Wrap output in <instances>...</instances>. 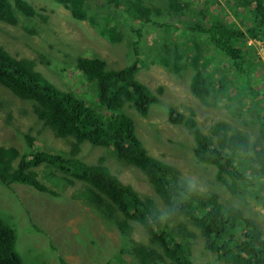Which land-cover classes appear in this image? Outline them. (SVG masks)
<instances>
[{"label":"rangeland","instance_id":"1","mask_svg":"<svg viewBox=\"0 0 264 264\" xmlns=\"http://www.w3.org/2000/svg\"><path fill=\"white\" fill-rule=\"evenodd\" d=\"M27 1L41 19L47 16V22L42 23L35 15L36 28L29 33L22 28L20 20L18 25L0 21V45L16 57L34 58L35 67L43 76L52 80L58 88L70 90L87 102L92 99L93 89L82 72L76 69L77 57L97 56L105 60L107 68L112 69L136 61V80L148 86L157 97L146 115L138 114L131 103L124 107V111L133 118L138 138L143 141L145 149L154 157L174 165L179 171V178L187 180L197 194L213 192L226 206L237 207L243 219L257 226L264 242L262 201L256 200L249 187L233 192L220 180L221 174L215 166L196 161L192 157L195 145L193 133L181 121L173 123L169 120L170 109H173L172 113L191 115L198 127L211 135L213 142L216 136L209 133L207 125L222 120L229 127L231 136L242 135L252 146L259 140L260 147L257 145L248 150L252 157L256 156L253 149H264L257 123L249 117L245 119L231 113L221 104L225 99L218 100L213 95L218 92L217 80L222 75L218 63L221 61L216 49L203 45V37L194 33L190 24L208 16L211 20L226 19L242 28L245 22L243 15H248L246 7L240 5L242 1L176 0L179 6L183 5V12L178 16L179 12L172 9L171 0H143L150 6L151 15L156 20L152 23L154 25H147L143 16L133 15L126 9L128 0H117V4L113 0H85L86 6L94 12L89 17L94 18L95 23L106 18L107 26L116 25L111 40L100 35L91 21L72 18L69 10L55 0ZM252 10L249 9L250 12ZM165 27L168 33L161 30ZM177 42L184 44L179 46ZM245 45L249 50L246 68L257 80L251 83V87L253 91H261L258 98L264 91V36L248 38ZM162 51L165 57L160 60L158 54ZM175 66L180 70H175ZM195 68L210 70L209 78L213 85L209 86L212 92L206 101H201L189 90L190 74ZM245 93L248 94L247 89ZM250 98L256 100L249 93L245 99ZM0 101L4 103L3 109H0V145H13L21 150L26 145L23 134L26 133L35 137L36 147L51 154L59 152L87 164L96 163L101 156L103 148L100 146L87 141L77 146L72 138L55 136L36 117L31 101L19 99L2 85ZM251 105L254 110L255 105ZM261 107L264 109V105ZM225 149L228 150V147ZM234 158L244 163L238 167L249 175H258L257 171L264 166L259 165L257 160L248 162L242 154ZM104 163L120 181L130 184L143 195L153 197L162 215L165 214L152 185L137 167L116 162L111 157L104 159ZM62 165L65 166V163ZM34 170L39 184L52 192L31 184L0 185V214L16 230L15 250L23 264H61L62 261L67 264H106L108 260L112 264H135L136 260L128 252H120L122 242L119 230L109 221H104L101 212L107 208L100 201L86 198L87 183L69 175L64 178V172L49 162L35 165ZM53 171L56 175L51 174ZM223 175L228 182L232 181L229 174ZM236 184L239 185L238 182ZM260 190L264 193L262 187ZM30 222L39 229L37 226L30 227ZM179 222L184 223L193 235L177 229ZM129 223L132 226L130 239L149 244L143 227L134 221ZM170 226L178 240L188 245L193 264H232L216 259V253L205 248L199 229L185 215L171 221ZM119 256L123 262L118 261Z\"/></svg>","mask_w":264,"mask_h":264},{"label":"trees","instance_id":"2","mask_svg":"<svg viewBox=\"0 0 264 264\" xmlns=\"http://www.w3.org/2000/svg\"><path fill=\"white\" fill-rule=\"evenodd\" d=\"M55 1L66 9L68 7L76 19H89L100 35L111 40L116 25L107 26L106 18L95 23L94 18L89 17L94 12L86 6L85 0ZM171 1L172 9L179 12L178 16L181 15L183 5L179 6L176 0ZM241 1L254 9L249 13L247 8L248 15H243L245 22L242 28L226 19L211 20L208 16L190 24L194 33L203 36L206 43L216 49V55L221 61L218 66H221L222 75L217 80L218 92L213 95L218 100L224 98L225 101L221 104L231 113L245 119L251 118L258 125L259 135L264 137V109L261 107L264 105V91L257 98L261 91H253L251 87V83L257 80L252 78L250 69L246 68L249 50L245 45L248 38L259 39L264 36V0ZM113 2L118 3L117 0ZM126 9L133 15L143 16L147 25H154L152 23L156 21L151 15L150 6L143 3V0H128ZM18 14L21 15L20 18ZM35 15V9L27 0H0V21L18 25L20 20L22 28L32 33L36 28ZM46 18L47 16L42 19ZM161 30L168 33L167 27ZM181 44L184 43L177 42V45ZM163 54V51L158 54L161 56L160 60L164 59ZM35 64L34 59L23 55L16 57L0 45V83L19 99L31 101L36 117L55 136H70L77 146L87 141L102 147V154L96 163L87 164L59 152L51 154L44 151L35 146V137L23 133L26 145L21 150L13 145H0V185L23 183L51 191L41 186L36 178L34 167L42 162L59 167L64 172V178L69 175L87 183L86 198L100 201L107 208L101 212L104 221H109L119 230L122 242L120 252H128L136 260L135 264H193L188 245L185 241L178 240L170 226L171 221L184 215L199 229L205 248L216 253V259L232 264H264V242L257 226L248 222V219H243L237 207L226 206L219 201L215 193L197 194L187 180L179 178V171L174 165L154 157L138 138L135 122L124 111V107L131 103L138 114L146 115L149 106L157 98L148 86L136 80V61L112 69L107 68L105 60L97 56L76 58V67L93 89L92 99L88 102L70 90L55 87L35 68ZM175 70L180 69L175 66ZM209 72L207 69L195 68L189 78L190 92L203 101H206L207 96L211 97L209 86L213 82L209 78ZM246 89L256 100L245 99L248 95L245 93ZM218 100L215 101L219 102ZM251 104L255 105L254 110L251 109ZM3 107L0 101V109ZM172 110L170 109L169 118L173 122L181 121L193 133V153L196 159L215 166L221 174L220 180L233 192L249 187L256 200L264 204V193L260 190L261 187L264 190V166L257 171L258 175H249L239 168L244 163L234 158L242 154L243 159L248 162L257 160L259 165L264 164V149H253L256 153L253 157L248 153L251 147L257 146V141L252 146L242 135L231 136L226 122L216 120L207 125L209 133L217 136L214 144L211 135L196 126L191 116L184 118L182 113H172ZM108 157L125 165H134L146 175L165 206L164 215L153 197L140 194L112 174L104 163V159ZM55 173L53 171L51 174ZM223 174H229L232 181L228 182ZM130 221L143 227L149 244L130 239ZM30 223V227L37 226ZM179 223L177 229L193 235L184 223ZM33 228L34 231L39 229L38 226L36 230ZM16 236L14 226L0 214V264H23L15 250ZM117 258L123 262L120 256ZM61 264L67 263L62 261ZM106 264L112 263L108 260Z\"/></svg>","mask_w":264,"mask_h":264},{"label":"clouds","instance_id":"3","mask_svg":"<svg viewBox=\"0 0 264 264\" xmlns=\"http://www.w3.org/2000/svg\"><path fill=\"white\" fill-rule=\"evenodd\" d=\"M240 5H242V6H244V7H246V9L248 8V9H250V8H252L251 6H249L248 4H246V3H243L242 2V4H240ZM67 9L69 10V12H70V15H71V17L72 18H74V19H76V17H74V15L72 14V12H71V10L67 7ZM249 13H251L250 11H249ZM37 16V15H36ZM38 17V19L42 22V23H46L47 22V19L46 20H43V19H41L39 16H37ZM76 20H80V21H84V20H87L88 22H90V20L89 19H84V20H81V19H76ZM3 22V21H2ZM199 36H201V35H199ZM203 37V36H202ZM201 42L203 43V45H205V46H209L207 43H206V41L204 40V38L201 40ZM79 57H84V56H79ZM79 57H77V58H79ZM87 57H89V56H87ZM29 58H31V59H34V58H32V57H29ZM35 60V59H34ZM35 63H36V60H35ZM35 66H36V64H35ZM75 67H76V60H75ZM36 68V67H35ZM76 69L80 72V70L76 67ZM38 70V69H37ZM42 76H43V74H42ZM44 78H46L45 76H43ZM47 80H49L52 84H54V82L52 81V80H50L49 78H46ZM0 85H2V86H4V87H6L5 85H3L2 83H0ZM54 86L55 87H57L55 84H54ZM11 92V91H10ZM12 93V92H11ZM13 94V93H12ZM14 95V94H13ZM14 96H16V95H14ZM17 97V96H16ZM155 97H156V95H155ZM157 98V97H156ZM201 100V99H200ZM201 101H203V100H201ZM2 102V101H1ZM153 104V103H152ZM151 104V105H152ZM2 106H4V103L2 102ZM181 115H183V114H181ZM191 115H189V116H184L183 115V117L184 118H187V117H190ZM169 120L171 121V122H173L170 118H169ZM173 123H176V122H173ZM195 125L196 126H198L196 123H195ZM185 127H187L186 125H184ZM47 127V126H46ZM188 128V127H187ZM200 128V127H199ZM201 129V128H200ZM202 130V129H201ZM208 130V129H207ZM203 131V130H202ZM192 132V131H191ZM203 132H205V131H203ZM205 133H207V132H205ZM208 134V133H207ZM215 136H216V134H215ZM67 137H69V138H71L70 136H67ZM194 137V136H193ZM259 137H260V141H263L264 142V137H262L261 135H259ZM195 140V139H194ZM216 140H217V136H216V139H215V141H214V144H216ZM259 143V140H257V142H256V144L257 145H259V147H260V144H258ZM195 146V145H194ZM256 148V147H255ZM192 157L196 160V161H199V160H197L196 159V157H195V155H194V153H193V150H192ZM200 162V161H199ZM203 163V162H202ZM128 165H131V164H128ZM142 174L144 175V176H146L143 172H142ZM149 181V180H148ZM122 182V181H121ZM150 183V182H149ZM151 184V183H150ZM130 185V184H129ZM152 185V184H151ZM134 188V187H133ZM153 188V187H152ZM135 189V188H134ZM136 190V189H135ZM137 191V190H136ZM155 192V191H154ZM140 194H142V193H140ZM156 194V193H155ZM157 195V194H156ZM159 198V197H158ZM160 199V198H159ZM160 201H161V199H160ZM161 204H162V202H161ZM163 206V210L165 211V206L164 205H162ZM159 209V208H158Z\"/></svg>","mask_w":264,"mask_h":264},{"label":"bare ground","instance_id":"4","mask_svg":"<svg viewBox=\"0 0 264 264\" xmlns=\"http://www.w3.org/2000/svg\"><path fill=\"white\" fill-rule=\"evenodd\" d=\"M158 213V212H157Z\"/></svg>","mask_w":264,"mask_h":264}]
</instances>
